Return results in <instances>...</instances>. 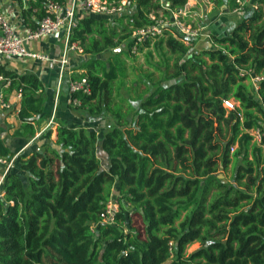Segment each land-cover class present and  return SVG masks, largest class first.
Segmentation results:
<instances>
[{"label": "trees", "instance_id": "obj_1", "mask_svg": "<svg viewBox=\"0 0 264 264\" xmlns=\"http://www.w3.org/2000/svg\"><path fill=\"white\" fill-rule=\"evenodd\" d=\"M47 1L33 4L38 22ZM166 1L173 11L188 3ZM214 1L228 3L229 11L237 5ZM127 2L136 13L81 16L70 38L90 59L84 77L91 87L90 95H72L81 101L72 108L116 120L102 144L95 131L61 126L60 149L47 142L16 156L0 133V157L14 160L0 198V264H264V141L251 135L264 124V80L256 91L240 76L242 69L264 76V0L233 34L214 36L216 48L195 52L197 39L187 45L168 32L139 45L153 47L164 61L148 62L157 74L134 73L133 85L146 81L139 80L144 89L131 100L121 89L134 57L132 37L154 24L151 16L162 6L161 0ZM125 41L129 50L101 58ZM152 55L149 50L147 60ZM0 74L12 81L8 94H22L18 133L34 136L33 123L44 112L41 80L1 65ZM226 100L236 109H226ZM229 170L230 180L219 177ZM111 201L118 211L108 223ZM134 212L143 234L133 225ZM193 243L200 248L187 254Z\"/></svg>", "mask_w": 264, "mask_h": 264}, {"label": "crops", "instance_id": "obj_2", "mask_svg": "<svg viewBox=\"0 0 264 264\" xmlns=\"http://www.w3.org/2000/svg\"><path fill=\"white\" fill-rule=\"evenodd\" d=\"M194 1L190 0L187 3L184 13L187 14L188 18L192 17L196 21L197 18L193 17H199L197 12L201 4L198 6ZM254 1L256 3V0H252L251 3ZM35 2L36 0H0V12L8 19L14 32L20 36L25 35L27 31L32 30V26L39 23L36 16L37 10L33 9ZM227 4L219 5L224 15L226 12H231ZM253 4H251L253 6L252 9L256 8V4ZM194 5L196 6L194 7ZM71 6L72 0H66V7L71 8ZM215 19H218V16L212 18L211 22ZM221 19L222 17L217 21H221ZM205 24L207 25L204 20L202 22L204 28L206 27ZM66 41L64 31L61 30L55 35L26 44L27 48L32 52L48 54L51 57L50 61L42 62L29 58L8 57L0 61L1 66L18 74H36L44 86V91L42 92L45 98L44 112L36 118V123H33L36 130L34 136L18 133L22 132V130L20 131L22 122L19 119L22 97L17 92L8 94L4 90V95L8 103H10L11 108L5 109L0 104V133L5 145L16 156L21 153L40 151L41 146L47 142H50L53 147L60 149L56 142L58 139V129L61 126L76 129L84 127L90 131H95L100 140V145L108 131L107 129L111 127L109 121L112 122V120L105 115L92 116L85 109L72 108V95L69 91V82L71 79H75V75H85L87 56L75 47V45H78L77 43L68 44ZM65 59L67 63L62 65ZM109 164V159L104 158L103 167L109 169ZM4 173L5 169L0 166V198L4 197L2 191Z\"/></svg>", "mask_w": 264, "mask_h": 264}, {"label": "built area", "instance_id": "obj_3", "mask_svg": "<svg viewBox=\"0 0 264 264\" xmlns=\"http://www.w3.org/2000/svg\"><path fill=\"white\" fill-rule=\"evenodd\" d=\"M244 1L237 0L236 3L244 6ZM128 2L127 0L121 1L119 5L115 3H109L104 0H72L71 8H68L59 3L48 0L46 3L47 15L39 22V25L32 30L27 31L25 35H18L14 32L9 23L8 19L0 12V61L5 58H29L36 61H50L51 57L48 54H40L37 52L30 51L26 44L30 42H36L42 40L45 37H49L57 34L61 30L64 31L66 36V42L70 44L71 34L73 29L77 26V20L79 15L81 16H107L113 17L122 15L125 13ZM164 10H169V6H163ZM166 17V18H165ZM157 16L152 15L151 18L154 24L142 29L137 30L132 39L135 41L133 46V52L139 50V45H142L148 40H153L157 37L162 36L166 31H170L175 28L183 40H195L205 34L201 33V28L195 29L192 25L186 24L187 14L184 11H173L169 12V16ZM202 27V26H199ZM204 28V27H202ZM173 31V30H171ZM208 36V34L206 35ZM75 47L82 53L83 50L78 46ZM66 59L63 60L62 65H65ZM240 76L248 78L249 82L253 83L256 91H259L260 84L264 80V76L255 75L252 70H240ZM12 84L9 78L0 74V104L5 109H10L11 105L8 103L4 90H7ZM69 91L71 95L76 93H84L86 95L91 94V87L86 77H79L71 79L69 82ZM22 97V94L19 93ZM74 105H81V101L75 99L72 101ZM237 104L234 100H226L224 107L228 110H235ZM251 134L254 137V141L258 144H262L264 141V124L262 128L252 130ZM14 161V160H13ZM13 161L7 162L4 158L0 157V166L5 169L4 176L10 170L13 165ZM114 201L110 202L107 218L105 222L112 223L115 219V214L118 211V205ZM113 206L115 209H113Z\"/></svg>", "mask_w": 264, "mask_h": 264}, {"label": "rangeland", "instance_id": "obj_4", "mask_svg": "<svg viewBox=\"0 0 264 264\" xmlns=\"http://www.w3.org/2000/svg\"><path fill=\"white\" fill-rule=\"evenodd\" d=\"M251 1L252 0L244 1V6L236 3L237 5L232 8V11L226 12V14L224 15L222 8L214 0H195L194 1V2H196L195 4H198V6H199V4H201V6L197 12V15L200 18L197 16H194L193 18H197L196 21H194V19H192V17L187 18L184 21L186 24L188 23V24L192 25L195 29L201 28V33H203L205 35L202 37H199L196 40V47L193 51L197 52L198 50L204 49L206 47H211V46L216 48L217 43H216L214 36L222 37V36H227V35L233 34L234 29L237 27V25L240 22H243L247 17L253 15V11L255 8L252 9L253 6H251V4L252 3L256 4V8H257V4H258L257 0H256V3H255V1L251 3ZM189 2H190V0H188V3ZM160 3H161L162 7L163 6H169V4L167 3L166 0H161ZM195 6L196 5H194V7ZM180 10L184 11L185 8H182ZM164 11H166V10H164L163 8H162V10H159L157 12L158 16H161V15H162V17L169 16V14L168 13L166 14ZM167 12L171 13V9L167 10ZM134 13H136V9H135L134 5H128L124 14L125 15H131ZM193 15H194V13H193ZM216 16H218V19L220 17H222L221 21H217L218 19H215L213 22H211V19L216 17ZM204 20H205V23H207V25L205 24L206 27L202 28V27H204V26H202V22H204ZM113 25H115V24H113ZM199 26H202V27H199ZM171 30H173V31H171ZM171 30L166 31V32L173 34L175 37H179V34L175 28H172ZM207 34H208V36H206ZM179 38L182 40L181 37H179ZM183 41H185V38ZM185 43L187 45H189L191 43V41L186 40ZM128 45H129L128 41H125L120 48L115 49V50L117 53L121 52V50L127 51V50H129ZM115 50L106 51L104 54L101 55V58L104 60L110 59L113 56V54L115 53ZM149 50H152L153 55L150 57L149 60H147V53L149 52ZM131 54L134 57L133 58L131 57V59L127 60V66H128V77L126 78L127 85H126V87H123L121 89L122 98H125L127 100H131V98H137L140 90L144 89V86L142 83L139 85L140 79L146 81V79H144L142 77H140L138 79V81L136 83H134V85L132 84L133 80L136 78L134 76V73L135 72L144 73L148 70V71H154L155 74H157V72L149 65L148 62L150 61L153 63H159V62L162 63L164 61V58H162L157 52H155L153 50V47H151L150 49L138 50L135 53L132 51ZM86 60H87L86 62H88V60H90V59L87 57ZM170 63L172 64L173 61H171ZM161 68L163 71H165L166 65L163 64ZM85 71L87 73V71H88L87 67L85 68ZM86 73H84V74H86ZM84 76H86V75H75V78L84 77ZM246 83H248V81H246ZM132 86H134L135 88H134V91L131 92L128 89V87L131 88ZM114 93L116 94V92H114ZM250 94H253L252 90H251ZM133 104H135V103L133 102ZM130 119H131V117H130ZM109 123H111V126H114L116 124V120H112V122L109 121ZM108 130H111V127H109ZM251 134H253L252 131H251ZM236 148L237 147L234 146V148L231 150V152H233V150ZM230 170H231V168H230ZM230 170L226 171V172H220L219 176H222L224 178H228L230 180L231 175H232V172ZM113 205H115V203H113ZM116 205H118V204H116ZM113 209H115L114 206H113ZM132 219H133L134 227L141 234H143L144 233V225H143V221H142L140 215H138L134 212ZM199 248H200L199 243H193L188 247L187 254H191V253L195 252L196 250H198Z\"/></svg>", "mask_w": 264, "mask_h": 264}, {"label": "water", "instance_id": "obj_5", "mask_svg": "<svg viewBox=\"0 0 264 264\" xmlns=\"http://www.w3.org/2000/svg\"><path fill=\"white\" fill-rule=\"evenodd\" d=\"M115 53H117L116 50H115ZM219 177L222 178V179H224V177H222V176H219Z\"/></svg>", "mask_w": 264, "mask_h": 264}]
</instances>
